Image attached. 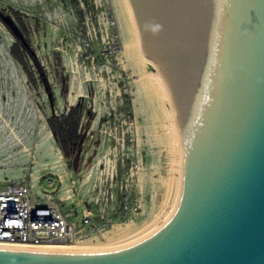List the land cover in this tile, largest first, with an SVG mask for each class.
Returning <instances> with one entry per match:
<instances>
[{
	"label": "water",
	"instance_id": "95a60500",
	"mask_svg": "<svg viewBox=\"0 0 264 264\" xmlns=\"http://www.w3.org/2000/svg\"><path fill=\"white\" fill-rule=\"evenodd\" d=\"M125 1L176 137L163 218L114 248L0 246V264H264V0Z\"/></svg>",
	"mask_w": 264,
	"mask_h": 264
},
{
	"label": "rangeland",
	"instance_id": "374dc122",
	"mask_svg": "<svg viewBox=\"0 0 264 264\" xmlns=\"http://www.w3.org/2000/svg\"><path fill=\"white\" fill-rule=\"evenodd\" d=\"M129 39L119 0H0V190L26 184L34 199L74 220L91 210L102 228H86L75 241L102 240L119 225L143 227L164 200L167 149L124 54ZM73 110L81 115L75 155L50 124Z\"/></svg>",
	"mask_w": 264,
	"mask_h": 264
},
{
	"label": "built area",
	"instance_id": "2783aa9c",
	"mask_svg": "<svg viewBox=\"0 0 264 264\" xmlns=\"http://www.w3.org/2000/svg\"><path fill=\"white\" fill-rule=\"evenodd\" d=\"M86 45L89 43L86 42ZM119 49L122 47L119 46ZM109 50H105V54ZM131 208L125 200L123 210L128 213ZM71 217L57 206L34 199L26 184H10L0 190V245L68 244L75 241V237L86 228L93 232L102 228L95 223L91 210L79 220ZM109 223H113V218ZM107 225L105 223L103 227Z\"/></svg>",
	"mask_w": 264,
	"mask_h": 264
},
{
	"label": "bare ground",
	"instance_id": "6f19581e",
	"mask_svg": "<svg viewBox=\"0 0 264 264\" xmlns=\"http://www.w3.org/2000/svg\"><path fill=\"white\" fill-rule=\"evenodd\" d=\"M119 2L121 6V14L124 18V24L126 26L128 34L130 35V39L124 44L123 51L128 60L134 63L136 67L137 80L141 84L142 88L147 94V97L150 100L149 102H151L154 108L153 114L155 121L159 123L160 129L162 131V134H160V132H157L158 138L166 147L168 154V175L166 179L161 180L166 191L159 211L155 213L153 219L143 227L136 228L132 225H127L126 227L119 225L115 229H113L111 234H104V238L102 240H76L68 244L49 243L45 245L17 244L0 246L50 250H98L114 248L133 242L134 240L145 234L147 231H149L151 228H153L163 218L170 196L174 190V146L176 143V137L166 113L165 107L163 105L162 99L156 89L149 67L142 52L126 1L119 0Z\"/></svg>",
	"mask_w": 264,
	"mask_h": 264
},
{
	"label": "trees",
	"instance_id": "16d2710c",
	"mask_svg": "<svg viewBox=\"0 0 264 264\" xmlns=\"http://www.w3.org/2000/svg\"><path fill=\"white\" fill-rule=\"evenodd\" d=\"M25 48V46H23ZM26 49V48H25ZM27 51V49H26ZM17 59L20 57L17 56ZM81 115L77 118L75 110L68 117L54 116L50 119V124L54 130L55 136L64 151L77 154V146L80 142L77 131L80 125Z\"/></svg>",
	"mask_w": 264,
	"mask_h": 264
}]
</instances>
